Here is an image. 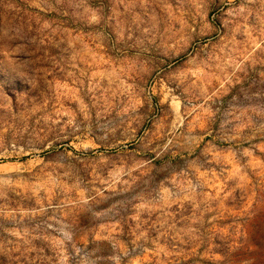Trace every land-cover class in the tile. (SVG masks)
Here are the masks:
<instances>
[{"label": "clouds", "instance_id": "9594fccd", "mask_svg": "<svg viewBox=\"0 0 264 264\" xmlns=\"http://www.w3.org/2000/svg\"><path fill=\"white\" fill-rule=\"evenodd\" d=\"M28 2L40 11L25 12L24 18L13 0H0V95L3 89L9 93L0 101V148L4 157L19 158L25 149L37 157L14 165V171L5 165L0 176V197L5 202L0 206V264H134L144 244L157 243L150 241L152 230L180 241L176 264L180 258L188 264H264V171L253 177L254 182L245 180L229 189V193L239 190L241 199L233 205L239 206L238 212L225 207L223 195L205 190L210 184L215 187L214 167L221 163L225 147L240 160L252 156L257 147L264 152V100L236 109L234 98L214 99L222 95V86L209 93L195 81L185 85L189 77L181 68L207 67L214 57L207 46L189 43L186 22L180 20L181 27L175 29L176 17L157 16L156 0L139 3L152 10L149 27L141 29L138 15L119 22L121 30L108 48L114 60L96 74L99 79L89 78V69L80 64L101 63L94 53L108 43L106 29L124 0ZM229 4L230 18L238 21L235 32H257L264 43V0H238L239 6L229 0ZM157 6L167 8L163 3ZM188 6L202 14L208 5L191 0ZM124 7L128 10L130 5ZM57 38L65 47L52 55L44 45ZM229 39L225 34L219 43L227 45ZM58 77L71 80L80 93H73L69 109L63 107L65 94ZM160 78L177 90L184 86L183 91L191 94L189 102L192 97L203 99L199 104L203 119L197 115L189 120L192 110L187 104L183 113L173 105L161 116L153 104L152 85ZM56 106L53 119L50 112ZM129 141L139 153L128 152ZM89 151V164L78 168L73 161L78 163ZM41 152L49 163L39 161ZM34 163L40 165L35 172ZM33 180L36 183L28 182ZM18 184L32 195L43 193L37 197V213L8 210L9 193H16ZM110 209L118 210L117 215L112 216ZM205 213L213 225L227 213L231 230L207 226ZM105 216H112L115 223L107 237L109 245H100L93 238L95 230L87 225ZM181 221L183 226L177 228Z\"/></svg>", "mask_w": 264, "mask_h": 264}, {"label": "rangeland", "instance_id": "374dc122", "mask_svg": "<svg viewBox=\"0 0 264 264\" xmlns=\"http://www.w3.org/2000/svg\"><path fill=\"white\" fill-rule=\"evenodd\" d=\"M38 2V0H37ZM116 2V0H113ZM183 2L185 7H179L178 5ZM191 0H156V4L153 5L157 16H165L169 19L176 17L177 19L173 23L175 29L181 27L180 20L186 22V32L185 38H188L189 34L191 39L189 43L195 41L201 46H207V50L210 55L214 58L209 61V65L206 67L204 65L198 66H186L180 69L181 72H187L189 79L185 82V85L191 81H195L197 85L201 88L206 89L209 93L216 92L221 89L222 95L218 94L214 99L224 100L226 97L234 98L236 103L232 105L233 108L243 109L250 106H255L262 100H264V43L261 42V37L257 32H252L248 35L246 32H235V27L238 21L235 18H230V7L229 0H195L196 3H206L208 6L206 9L202 10V14L198 13L197 9L194 7H189L188 4ZM13 3L19 6L21 12L20 15L24 18L25 12H39L40 9L32 6L28 0H13ZM129 4L128 10H125L124 4ZM140 0H124V3L119 4L117 7V15L111 20L108 28L106 29V38L108 43H103V46L95 52V56L101 61L95 66L90 63L85 64L81 62L80 67L89 69L88 76L91 79H99L96 75L97 73H102L105 68L110 66L114 57L112 53L108 51L109 44L116 40L117 33L121 30L120 21L131 20L133 16H140L143 20L140 27L141 29L149 27V13L151 9L145 10L139 6ZM163 3L167 5V8L158 7L157 5ZM232 3L236 6L238 5V0H232ZM109 14H111V9L109 8ZM190 26V27H187ZM125 35L127 34V26H124ZM235 32L234 40L231 39L232 33ZM228 34L229 43L227 45H222L219 43L220 37ZM85 41L88 42V37L85 36ZM213 46L215 51H213ZM44 47L47 48L48 52L52 55H57L65 47L62 41L54 42L53 44H45ZM90 48H96L95 43L89 42ZM255 49V51H253ZM89 61L91 57H87ZM239 65V67H237ZM45 67L47 62H45ZM59 85L61 90L64 92V97H62V103L64 109H69L72 106V96L80 95L76 86H74L71 80L63 79L58 77ZM161 82L157 83L155 79L152 80V85L155 87L154 96L156 97L153 101L154 106L158 105L160 108V115H164V111L171 108L173 105L181 112H184L185 104L188 108L192 110V116L189 120L193 119L195 116L200 115L203 119V114L200 113L199 104L203 103V99L191 98L189 102L188 97L191 96L190 93L184 92L183 87L177 90L175 84L170 83L166 79L160 78ZM101 84L105 85L106 81L101 80ZM171 89V91H169ZM3 95H0V101L3 100L4 95H9L7 89H3ZM193 91L199 95V89H194ZM247 101V102H245ZM59 106L51 109L50 114L53 119L56 118L57 110ZM60 115L67 119V116L61 110ZM45 116L49 113H44ZM35 125V120L31 121ZM39 131V128H37ZM142 135V133H140ZM208 139L207 137L205 138ZM70 143H75V141H69ZM89 142L85 141L87 145ZM254 143L259 144V140H255ZM130 147L128 152H137L139 149L132 145L129 141ZM20 148L24 145L21 143ZM97 148L102 150V146L96 145ZM244 147H248L245 143ZM8 151H11V140L8 141ZM4 149L0 148V176L4 175V166L8 165L12 171H14V165L24 164L26 162L35 161V157L32 153L25 149V155L17 158L16 156L4 157L2 155ZM48 151H51L49 148ZM69 151H73L69 149ZM92 153L89 151L86 154L80 155L79 162L73 161L78 168L84 167L89 164ZM38 159L40 162L49 163L48 156L44 152L39 153ZM247 165V168L244 165ZM39 163L33 164V171H37L39 168ZM214 170L216 172L215 187L211 184L206 186L205 190L210 193H218L223 195L225 198V207L231 209L232 212H238L239 206L234 207L233 205L236 201H239L240 195L239 190L236 192L229 193V189L235 188L237 184L244 182L245 180L249 183L254 182L253 177L264 171V152L261 151L259 147L252 151V156L245 157L243 160L238 159L231 155V151L225 147L222 152V160L220 164L215 165ZM226 170V171H224ZM10 171L9 175L12 174ZM223 171V174H221ZM106 174V173H103ZM211 177V174H209ZM23 176L26 178L28 173H24ZM91 177V172L89 171V178ZM17 181L21 180L20 176L15 177ZM29 183H36L33 181H28ZM199 191V189H197ZM42 192H37L32 195L31 192L17 185L16 193H9L7 208L9 211L19 210L21 213H37L40 207V201L37 199L38 196H42ZM232 196H235V201L232 200ZM0 206H5L4 199L0 197ZM242 206V205H241ZM112 216L117 215L118 210L110 209ZM112 216H105L104 218H98L93 223L87 225V227L94 229V239L100 245H109V240L107 237L112 232V225L115 221ZM147 219L145 215L143 217ZM35 219V217H34ZM156 216L153 215L152 220H155ZM211 216L205 213V222L207 226L215 227L220 232H228L231 229L228 228V224L231 223V219L228 218V214L225 213V219L222 222L210 224ZM151 222V221H150ZM34 227L36 225H33ZM183 226V222L177 223L176 227L180 228ZM159 229L161 226L156 225ZM125 233L127 228H124ZM150 241L156 240L157 243H146L143 246V250L136 253V258L134 264H176L175 257L180 254L181 246L180 241L174 240L172 235L169 234L166 237L160 236L159 232L152 230L149 232ZM123 242V237H121ZM187 251V249H183ZM107 254V253H104ZM189 259H191L189 257ZM180 264H188L186 260L180 258Z\"/></svg>", "mask_w": 264, "mask_h": 264}]
</instances>
